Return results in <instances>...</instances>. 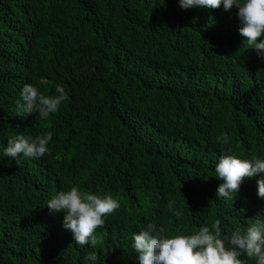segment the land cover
Segmentation results:
<instances>
[{
    "label": "trees",
    "instance_id": "1",
    "mask_svg": "<svg viewBox=\"0 0 264 264\" xmlns=\"http://www.w3.org/2000/svg\"><path fill=\"white\" fill-rule=\"evenodd\" d=\"M235 12L181 10L178 0H0V153L17 134L53 133L41 158L0 155V264H83L90 251L97 264H138L131 237L148 222L190 235L219 221L222 238L264 219L259 175L233 199L216 197L221 154L264 159V59ZM25 84L45 95L62 84L69 99L48 119L23 117ZM72 186L119 201L93 247L44 207Z\"/></svg>",
    "mask_w": 264,
    "mask_h": 264
},
{
    "label": "clouds",
    "instance_id": "2",
    "mask_svg": "<svg viewBox=\"0 0 264 264\" xmlns=\"http://www.w3.org/2000/svg\"><path fill=\"white\" fill-rule=\"evenodd\" d=\"M181 10L217 9L236 10L239 21L238 32L243 42L251 46L258 57L264 59V0H178ZM69 99L62 84L55 86L53 95H45L32 84H25L15 101L17 112L23 117L35 113L41 119L55 114L63 102ZM53 133L45 132L34 137L17 134L7 141L0 153L10 160L38 159L49 153ZM218 141L229 143L227 133ZM214 178L220 181L216 197L233 199L245 179L256 180L257 197L264 200V159L252 156L242 159L229 150L221 154L214 167ZM44 207L49 213H62V228L70 231L72 240L80 246L93 247L96 229L103 226L105 219L119 209V201L111 195L82 192L77 186L60 190L52 195ZM168 210L177 221H182L183 212L168 204ZM260 217V216H258ZM219 221L212 226H201L190 235H169L165 228L148 222L131 237V248L138 264H244L241 256L253 259L255 264H264V219L251 223L246 231L235 230L221 238ZM227 241V244L225 243ZM95 251L83 257V264H97Z\"/></svg>",
    "mask_w": 264,
    "mask_h": 264
}]
</instances>
